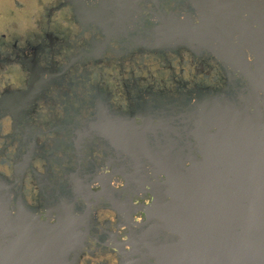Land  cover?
<instances>
[{
	"label": "water",
	"instance_id": "95a60500",
	"mask_svg": "<svg viewBox=\"0 0 264 264\" xmlns=\"http://www.w3.org/2000/svg\"><path fill=\"white\" fill-rule=\"evenodd\" d=\"M191 1L196 17H159L160 23L147 31L149 37L139 47L210 53L244 88L238 89V101L214 100L201 106L197 145L190 148L189 156L174 158L167 148L151 158L153 177L139 173L145 164L136 162L137 175L131 179L135 190L157 195L146 206L147 223L139 225L149 229L131 232L132 252L142 253L134 262L264 264V96L260 95L264 91V0ZM69 2L83 20L106 28L107 10L91 8L85 0ZM249 51L256 57L251 63ZM159 175L167 178L162 180ZM9 190L0 177V264H20L16 261L24 255L35 264H75L68 257L82 247L83 240L78 231L81 218L73 208L59 206L56 213L51 211L46 220L41 219L23 205L13 211ZM53 217L61 221L62 228L70 227L62 232L65 238L53 230L58 228L51 224ZM21 224L38 227L36 236L19 237L15 231H6ZM115 247L130 256L125 243Z\"/></svg>",
	"mask_w": 264,
	"mask_h": 264
},
{
	"label": "clouds",
	"instance_id": "9594fccd",
	"mask_svg": "<svg viewBox=\"0 0 264 264\" xmlns=\"http://www.w3.org/2000/svg\"><path fill=\"white\" fill-rule=\"evenodd\" d=\"M88 6L96 7L95 0H89ZM139 7L148 21L147 27L155 28L159 23L158 18L152 14L156 10V4L151 0L148 2L140 0ZM161 7L167 14L175 13L181 20H184L191 11L186 3H180L179 0H167ZM195 23L197 25L201 23L198 17ZM47 33H53L62 41H66L67 46L58 45L55 54L44 53L41 64L48 66L54 60L61 70L70 65L73 57L79 55L81 49L87 48L91 52L90 43L94 38L99 42L105 40L103 32L97 26L85 28L77 20L74 5L69 0H0V99H3L7 89L13 92L29 90L31 74L18 60L17 48L24 50L29 44H42L46 41ZM122 40L124 37L112 39L102 62L98 63L96 59L84 56L81 62L71 67L66 79L73 86L67 95L64 94L67 85H52L46 93V98H40L36 102L35 111L29 117L31 132L40 145H47L46 154L53 158L51 160L44 156L34 158L32 167L23 177L22 184H16L15 190L17 192L22 190L28 205L37 207L42 200L33 169L45 175L50 165L51 180L59 185L65 182V177L68 175L66 169L79 167L75 148L62 142L60 134L53 128L57 121L65 120L66 116L70 121L80 122L82 126V122L93 115V98L98 94V88L104 89L105 93H110L109 103L115 111L127 113L130 111L131 102L126 83L129 85L138 83V87L130 89L133 97L138 95L139 90L148 89L150 86L153 91L163 90L172 97H179L181 91L187 92L197 86L213 90L225 87L224 70L221 64L215 58H209L207 54L202 60L188 48L163 53L137 49L128 55L120 56L118 53L123 50ZM247 59L251 63L256 57L249 51ZM49 78V74L46 73L44 79ZM180 82L185 83L187 87L180 89ZM260 95L264 96V91H261ZM148 100L151 101V97H148ZM136 120L138 123H143L139 116ZM20 128L21 131L25 130L23 124ZM73 138L74 133L69 129L67 140L71 141ZM23 139L22 135L15 132L13 114L0 113V176L12 182L16 181L17 155L21 154L22 158L28 152L27 147L21 149ZM58 141L61 142L58 143ZM95 143L100 147L85 148V152H90V155L84 160V166L87 167L89 161L95 158L100 165L99 175L111 174L112 168L104 163L105 152L101 141L96 140ZM60 161L63 163L61 164ZM189 166H191L190 163ZM166 178V176L161 177L162 180ZM111 186L116 191L125 190L127 181L122 175H116L111 181ZM91 188L99 192L102 190V184L99 181L93 182ZM46 190L51 191V188ZM130 196L134 205L143 202L146 206H151L155 201V197L150 193L147 198H144L143 193L134 195L127 190L123 192L124 199ZM80 199L81 203H86L83 197ZM169 199L172 197L170 196ZM93 212L97 221L96 229L88 236L78 264H121L120 250L111 243L101 244L96 237L103 235L105 231H110L119 235L126 245V250L131 252L133 249L132 244L129 243L130 236L126 234L129 231L128 226L126 224L118 226L119 213L104 197L100 198L98 206L93 204ZM39 215L41 219H47L46 210L41 211ZM146 219V212L135 213L134 227L143 224ZM51 222L55 224L56 218L53 217ZM149 264H157V262L151 259Z\"/></svg>",
	"mask_w": 264,
	"mask_h": 264
},
{
	"label": "flooded vegetation",
	"instance_id": "af4514ba",
	"mask_svg": "<svg viewBox=\"0 0 264 264\" xmlns=\"http://www.w3.org/2000/svg\"><path fill=\"white\" fill-rule=\"evenodd\" d=\"M139 2L140 0H95L97 6L91 8H98L103 11L107 10L104 19L105 24H107L106 28L97 22H91L87 19L83 20L78 15L77 8L74 6L77 20L85 28H90L93 25L97 26L103 32L105 40L99 42L94 38L90 43L92 51L89 52L87 48L81 49L79 55L73 57L70 65L65 66L62 70L54 60L48 66H42L41 64L44 53L51 52L55 54L58 45L67 46L66 41H62L53 33H47L46 41L42 44H29L24 50L17 48L19 54L18 60L31 74L29 90L13 92L11 89H7L3 99H0V113L10 112L13 114L15 118V132L24 137L21 149L28 148L26 155H23L21 158V154H18L16 157V181L12 182L6 177L0 176L10 186L9 193L12 195L11 209L16 211L19 205H23L28 211L39 214L44 210L47 213L51 211L56 213V209L61 208L59 206H71L73 212L81 218L79 220L80 227L78 231L80 233L79 237L83 240L82 247L68 257L70 261L75 259V264H78L82 250L87 244L88 236L96 229L97 221L93 212V204L95 203L98 206L101 197H104L110 203V206L119 213L120 224L118 226L125 224L128 226L129 231L126 234L130 236L129 242L132 241V231L138 230L140 232L141 230L149 229L150 226L148 225L144 226L146 228H140V226L134 227L135 221L133 220L135 213L144 211L147 213L145 221L147 223L149 213L146 205L143 202L139 205H134L131 196L127 199L123 197L125 190L134 195L143 193L144 198H147L149 193L154 197L157 195V192L150 190L145 192L135 190L131 179L137 175L136 162L139 161L145 164V169H142L139 173L144 176L153 177L156 174L152 170L151 158L154 156L158 157L167 148L170 149L171 155L174 158L179 159L183 158V156H189L190 148L192 149L197 145L195 130L197 122L200 119L201 106L214 100H218L220 103L238 101V89L244 88L240 80L231 79L229 70L212 54L207 52L202 54L193 53L201 57L202 60L205 54H207L209 58H215L221 64L224 70L223 79L225 87L223 89L213 90L208 87L197 86L195 89L188 90L187 92L181 91L179 97H172L163 90L159 92L153 91V88L150 86L148 89L139 90L138 95L133 97L130 89L131 87H138V83L136 85L126 83L131 103L130 111L124 113L123 111H115L109 103L110 93H105L104 89L98 88V94L93 98V115L83 121L82 126L80 122L70 121L66 116L65 120L57 121L53 128V130L60 134L62 142L68 143L75 148L79 167L77 169H66L68 175L65 177V182L59 185L53 183L51 180L50 165L45 175H41L33 169L42 194V200L37 207L28 205L22 194V190L20 192L15 190L16 184H22L23 177L32 167V160L34 158L37 156H44L49 160L53 158L46 154L47 145H40L31 132L29 117L35 111L36 102L40 98H46V93L52 85H67L64 90V94L67 95L73 86L66 79L70 68L81 62L84 56L94 58L98 63L102 62V58L114 38L120 39L124 37V40H122L123 50L118 53L120 56L128 55L137 49L140 51L149 50L139 47L143 46L140 44V41L149 37L147 31L153 29L147 27L148 21L143 16V10L139 7ZM145 2H148V0H145ZM151 2L156 4V10L152 13L154 17L159 18L163 15H172L179 18L175 13L167 14L163 10L161 5L166 3L167 0H151ZM179 2L188 5L191 9L188 14H191L193 17L197 16V11L191 0H179ZM85 3L88 5L89 0H85ZM165 19L168 18L165 17ZM181 49L183 48L151 51L163 53L169 50L180 51ZM204 62L206 63L207 61L205 60ZM201 71H203V67H201ZM46 73L50 76L48 80L44 79ZM186 87L185 83L180 82V89ZM177 91L179 92V89ZM148 97H151V101L148 100ZM137 116L141 117L143 123L137 122ZM21 124L25 126L24 131H21ZM69 129L74 133V138L71 141L67 140ZM96 140L101 141L105 152L104 163L106 166L112 168L111 174L99 175L100 165L97 164L95 158L89 161L87 167L84 166V160L90 155V152H85V148L100 147V145L95 143ZM194 154L195 151H193V156ZM60 163L62 164L63 161H60ZM149 166H151V171H149ZM116 175H122L126 179L127 188L125 190L116 191L112 188L111 181ZM162 176L159 175L160 178ZM96 181L102 184V190L99 192L91 188V184ZM47 188H51V191H47ZM81 197H83L86 203H81ZM56 221L55 224L51 222L52 225L57 224L58 226V228L53 230L58 231L60 238H65L66 234L62 232L70 230V227L67 229L65 227L62 228L61 221L58 219ZM75 224L76 222L73 221L72 225ZM37 228L32 226L24 227L21 224L16 228H7L6 231H15L19 237L34 238ZM75 229L76 227L73 230L75 231ZM96 238L101 244L107 242L111 243L114 247L119 243H123L119 235L113 234L110 231H105L103 235ZM131 252H128L129 257H125L120 251L121 264H135L134 260L142 256L141 252ZM27 253L30 254L29 252ZM16 262L20 264H35V260L31 259L28 255H24V258Z\"/></svg>",
	"mask_w": 264,
	"mask_h": 264
},
{
	"label": "bare ground",
	"instance_id": "6f19581e",
	"mask_svg": "<svg viewBox=\"0 0 264 264\" xmlns=\"http://www.w3.org/2000/svg\"><path fill=\"white\" fill-rule=\"evenodd\" d=\"M68 216V215H67ZM73 228H72V230L75 228V226H72Z\"/></svg>",
	"mask_w": 264,
	"mask_h": 264
}]
</instances>
